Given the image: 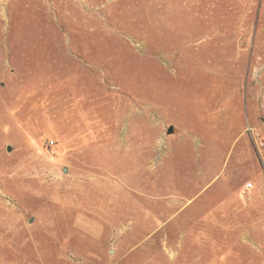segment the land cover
<instances>
[{
    "label": "rangeland",
    "instance_id": "374dc122",
    "mask_svg": "<svg viewBox=\"0 0 264 264\" xmlns=\"http://www.w3.org/2000/svg\"><path fill=\"white\" fill-rule=\"evenodd\" d=\"M0 264H264V0H0Z\"/></svg>",
    "mask_w": 264,
    "mask_h": 264
},
{
    "label": "water",
    "instance_id": "95a60500",
    "mask_svg": "<svg viewBox=\"0 0 264 264\" xmlns=\"http://www.w3.org/2000/svg\"><path fill=\"white\" fill-rule=\"evenodd\" d=\"M173 131H174V128H173V127H170L169 130H168V134H169V135L172 134ZM11 150H12V148L9 146V147H8V151H11Z\"/></svg>",
    "mask_w": 264,
    "mask_h": 264
}]
</instances>
